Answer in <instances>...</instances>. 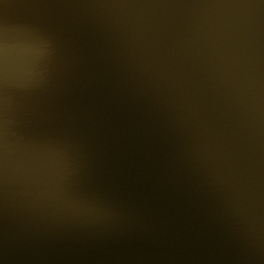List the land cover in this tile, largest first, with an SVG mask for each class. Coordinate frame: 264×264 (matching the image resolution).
<instances>
[{
	"label": "water",
	"instance_id": "95a60500",
	"mask_svg": "<svg viewBox=\"0 0 264 264\" xmlns=\"http://www.w3.org/2000/svg\"><path fill=\"white\" fill-rule=\"evenodd\" d=\"M110 2L0 0L21 131L66 145L71 192L101 210L32 214L0 199V264H258L183 129L130 75ZM34 65L45 82L21 96Z\"/></svg>",
	"mask_w": 264,
	"mask_h": 264
},
{
	"label": "clouds",
	"instance_id": "9594fccd",
	"mask_svg": "<svg viewBox=\"0 0 264 264\" xmlns=\"http://www.w3.org/2000/svg\"><path fill=\"white\" fill-rule=\"evenodd\" d=\"M132 78L185 132L193 159L238 216L247 259L264 264V2L111 0ZM0 34V199L32 214H98L71 192L69 148L21 131ZM53 52L55 47L53 46ZM34 65L17 92L41 88Z\"/></svg>",
	"mask_w": 264,
	"mask_h": 264
}]
</instances>
